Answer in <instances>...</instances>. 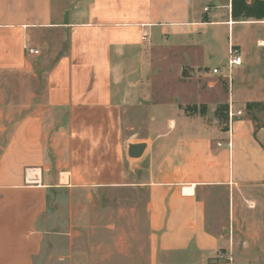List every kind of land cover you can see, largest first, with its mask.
Masks as SVG:
<instances>
[{
  "label": "crops",
  "instance_id": "crops-1",
  "mask_svg": "<svg viewBox=\"0 0 264 264\" xmlns=\"http://www.w3.org/2000/svg\"><path fill=\"white\" fill-rule=\"evenodd\" d=\"M231 48L260 81L234 88ZM217 52L225 69L207 66ZM159 54L178 55L179 79L220 81H164ZM12 74L40 87L0 105L18 114L0 127V264H237L235 236L260 226L246 195L264 186V128L245 104L264 102V19L234 21L231 0H0ZM159 74L174 92L155 90ZM201 104L209 121L184 111ZM129 144H145L139 159Z\"/></svg>",
  "mask_w": 264,
  "mask_h": 264
},
{
  "label": "rangeland",
  "instance_id": "rangeland-1",
  "mask_svg": "<svg viewBox=\"0 0 264 264\" xmlns=\"http://www.w3.org/2000/svg\"><path fill=\"white\" fill-rule=\"evenodd\" d=\"M168 56L171 57V62L169 65L166 63V66H169L167 71L163 70V75L165 72L168 74V78L164 79V81H204L203 88L206 87L207 81H220L217 78H208L202 71H195L189 68H183L181 70V77H178V55L177 54H170V55H157L156 58ZM157 58V59H158ZM157 65H162V63H157ZM207 66L211 69L212 67L216 66L220 69H225L226 66V58L222 56L221 52H217L211 59L208 60ZM235 67L233 68V70ZM161 73V72H158ZM258 70L255 69L253 66H249V68H244L242 70H234L233 74L231 73V81H234L233 86L236 89V81H241L242 77H244V81H251L254 84L256 81H260L261 79L258 77ZM163 76L159 74L157 76L156 81H154L155 90L157 89L158 92H161V89H174L175 91L176 86H168L165 83H162ZM206 81V82H205ZM198 82V83H200ZM197 83V82H196ZM39 83L37 81H33L27 74H12L10 76H1L0 77V105L3 103V99L5 96H9L8 99L16 101L17 96L20 95H29L33 93L35 90L37 91ZM256 86L253 88L252 93L250 94V100H258L259 95L256 91ZM7 99V98H6ZM10 102V103H11ZM193 106V105H188ZM199 106L205 105H197L196 108L198 109ZM206 107V106H205ZM17 113L13 112H5L2 118H0V127L9 126L12 128L15 126L17 122ZM204 118L209 121L208 118V108L206 107V113L203 115ZM260 122L263 123V116L262 114L257 115ZM145 120V119H144ZM10 122V124H8ZM138 134L142 133V127L138 126L136 129ZM6 136L2 137L0 132V154L2 152V145L4 144ZM248 199H250L249 205H251L252 209V216L250 218L251 222L254 223L255 226L260 225L258 228L254 227L249 231V240L250 244H244V240L241 235L235 236L233 246L231 248V257L234 263L237 264H264V186L262 187H255L248 191ZM247 238V235H245Z\"/></svg>",
  "mask_w": 264,
  "mask_h": 264
},
{
  "label": "trees",
  "instance_id": "trees-1",
  "mask_svg": "<svg viewBox=\"0 0 264 264\" xmlns=\"http://www.w3.org/2000/svg\"><path fill=\"white\" fill-rule=\"evenodd\" d=\"M231 17L234 21H262L264 19V2L262 0H231ZM184 111L187 113H206L205 106H186ZM229 107L228 104H218L212 112L213 118L220 125H227ZM262 114L263 123L257 115ZM245 115L252 122L254 129L264 128V102H249L245 104Z\"/></svg>",
  "mask_w": 264,
  "mask_h": 264
},
{
  "label": "built area",
  "instance_id": "built-area-1",
  "mask_svg": "<svg viewBox=\"0 0 264 264\" xmlns=\"http://www.w3.org/2000/svg\"><path fill=\"white\" fill-rule=\"evenodd\" d=\"M205 11H207V9H205ZM27 52L29 54H38V51L33 50V49H27ZM240 64H241V57H240L238 51L236 49H234V48H231L230 51H229L228 66L230 68H232V67H237ZM211 73H212V75H215V76H219L220 75L219 69H216V68L213 69L211 71ZM226 78L229 79V76H226ZM236 114L240 115L241 112L238 111V112H236ZM228 116H229V114H228Z\"/></svg>",
  "mask_w": 264,
  "mask_h": 264
},
{
  "label": "water",
  "instance_id": "water-1",
  "mask_svg": "<svg viewBox=\"0 0 264 264\" xmlns=\"http://www.w3.org/2000/svg\"><path fill=\"white\" fill-rule=\"evenodd\" d=\"M145 144H129L127 146V155L130 159H139L144 150H145Z\"/></svg>",
  "mask_w": 264,
  "mask_h": 264
}]
</instances>
